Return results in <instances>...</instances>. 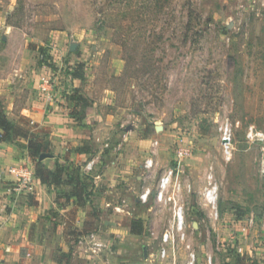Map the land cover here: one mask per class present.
<instances>
[{
  "label": "rangeland",
  "instance_id": "obj_1",
  "mask_svg": "<svg viewBox=\"0 0 264 264\" xmlns=\"http://www.w3.org/2000/svg\"><path fill=\"white\" fill-rule=\"evenodd\" d=\"M19 65L44 84L22 85L13 104L4 96V113L49 144L42 164L59 161L84 180L82 231L96 232L101 243L93 252V239L79 244L68 235L79 231L73 184H47L68 205L54 213L66 237L41 248L54 259L49 264H185L192 251L195 264H262L253 254L264 256V0H0V76ZM51 110L62 115L45 119ZM224 120L232 130L229 158L220 147ZM250 125L258 137L247 136ZM0 143L3 157L20 159L0 163V178L21 165L35 179L26 140ZM76 149L88 151L85 160ZM106 165L117 178L114 196L95 179ZM210 185L214 216L203 196Z\"/></svg>",
  "mask_w": 264,
  "mask_h": 264
},
{
  "label": "crops",
  "instance_id": "obj_2",
  "mask_svg": "<svg viewBox=\"0 0 264 264\" xmlns=\"http://www.w3.org/2000/svg\"><path fill=\"white\" fill-rule=\"evenodd\" d=\"M24 72L23 66L19 65L13 69L12 73L9 72L4 76H0V100L4 101V96H11L10 99L7 97L4 102L7 103L8 101L13 104L14 95L21 89L22 85L38 87L44 84L40 81L41 74L37 75L36 72L32 70V72H29V75L26 76L23 74ZM11 82H13V84H11ZM28 82H30V84H28ZM14 83L16 84L14 85ZM18 83L21 85H18ZM41 104L43 103H40V105ZM48 111L50 110L45 109L44 112L48 114ZM55 112V110H51V112H49L50 114L47 115L45 119L52 118L54 114L55 116L62 115ZM65 120L66 119L62 118V121ZM52 142L60 149L58 152L62 153V143H56L54 140H52ZM4 146L5 143H0V163L11 164L20 160L14 154L10 156L7 154L8 156L3 157L2 154L5 153L6 150ZM9 149L13 152L11 148ZM83 155L77 154L75 158L85 160L86 154L84 153ZM93 160L95 159L93 158ZM106 166L107 168L106 170L104 169L103 174H97L95 179L112 187V189L108 191V194L114 196V194L120 192L118 189H113L116 185L117 178L108 175L107 172L108 169L110 170V167L108 165ZM27 169L31 172L29 168ZM34 183L35 187H33V191H28L26 186L21 182V179H18V176L15 174L6 172L5 176L0 178V264H21L20 259H24V257L28 259L31 253L35 255L33 256L34 261L31 263L27 262L26 264H49L54 261V259L50 258V256L48 258L46 255L47 252L44 253L41 248H43L44 244L51 243L55 245L59 241L64 240V236L66 237L65 233L62 232L63 228L60 224V219L56 221L54 213L59 212L63 214V212H67L68 205L66 206L65 204L58 203L60 200L55 191L53 189H48L46 184L32 177V184ZM122 188L121 190H123ZM102 202L105 203L104 206L110 204L108 200H102ZM74 204L79 210L77 212L76 227L78 230H82L87 214L86 205L78 206L76 203ZM49 213L52 214L48 218L47 216ZM103 222L105 223V221ZM97 223L98 222H96V225ZM259 254L258 252L254 253L253 258H256L259 262L264 264V256Z\"/></svg>",
  "mask_w": 264,
  "mask_h": 264
},
{
  "label": "trees",
  "instance_id": "obj_3",
  "mask_svg": "<svg viewBox=\"0 0 264 264\" xmlns=\"http://www.w3.org/2000/svg\"><path fill=\"white\" fill-rule=\"evenodd\" d=\"M73 77L81 79L83 78V74H75L73 75ZM74 99L76 100L75 97L69 98V100L71 101H75ZM78 100L82 103H85V99L82 96L78 97ZM74 106H76V103ZM16 136L26 140V151L28 155L35 161V178L46 185H56L61 182L63 183L65 180L64 178H66L67 183L70 185L73 184L74 186L72 187L73 189H71V193H69V195L74 198V202L78 206L86 204L87 198L85 196V190L87 187L84 183V180L79 176L74 178L71 174H67L65 167L59 161H56V163L54 164V168H49L42 164L40 161V155L49 154V144L46 141L42 140L40 137L33 135V133L20 131L17 127V124H14L7 119L3 110V104L0 101V142L14 139ZM76 151L79 153H88V151H81V149H76ZM82 230H87L85 224ZM82 230H74L68 235L72 237V235L76 234V236L79 237L84 232Z\"/></svg>",
  "mask_w": 264,
  "mask_h": 264
},
{
  "label": "built area",
  "instance_id": "obj_4",
  "mask_svg": "<svg viewBox=\"0 0 264 264\" xmlns=\"http://www.w3.org/2000/svg\"><path fill=\"white\" fill-rule=\"evenodd\" d=\"M219 133H220V147L221 150L225 156V158H229L231 156V152L233 150V143H232V130H231V126L228 120H224L219 124ZM259 133L257 132V130L255 129L254 125H250L248 127L247 130V136L250 138H253L254 136L258 137ZM180 154H182V151H180ZM152 165V160L149 159L148 161H146V166H151ZM94 166V160L90 159L86 162V164L84 165V170L91 171L93 169ZM9 171L12 174H15L18 176V179H21V182L26 186V188L28 189V191H33V184H32V175L30 174V171H28V169L25 167L23 168V166H18V167H12L9 169ZM173 174V169H169L168 171H166L163 175V177L161 178V186L165 187V185L170 181V178ZM162 195V192L160 193L159 197ZM148 196V191H144L141 195H140V199L144 202L147 199ZM204 196V201L206 202V207L209 209V214H213L216 215V191H215V186H211L206 189L203 193ZM109 205V204H107ZM124 206V204H117L114 206V209L117 211L122 210L121 208ZM175 220H176V227L177 229H180L182 224H183V210L181 208V206H178L176 211H175ZM170 237V233L169 231H165L162 233L161 235V240L162 242H166L168 241ZM98 238V235L96 232H90L89 234L87 233V235L83 234L79 236V240L78 243L82 244L86 239H93V247H92V251L95 252L99 249L101 243L98 241H95V239ZM162 252L163 254L165 253V248H162ZM185 264H195V254L194 252H190L187 258V261Z\"/></svg>",
  "mask_w": 264,
  "mask_h": 264
},
{
  "label": "water",
  "instance_id": "obj_5",
  "mask_svg": "<svg viewBox=\"0 0 264 264\" xmlns=\"http://www.w3.org/2000/svg\"><path fill=\"white\" fill-rule=\"evenodd\" d=\"M46 156H48L47 154H41L40 155V159H43V158H45ZM263 174V176H264V172L262 173Z\"/></svg>",
  "mask_w": 264,
  "mask_h": 264
},
{
  "label": "bare ground",
  "instance_id": "obj_6",
  "mask_svg": "<svg viewBox=\"0 0 264 264\" xmlns=\"http://www.w3.org/2000/svg\"><path fill=\"white\" fill-rule=\"evenodd\" d=\"M262 165H263V169H262V171L264 172V158H263V160H262Z\"/></svg>",
  "mask_w": 264,
  "mask_h": 264
}]
</instances>
